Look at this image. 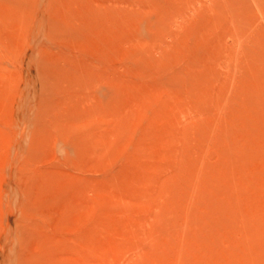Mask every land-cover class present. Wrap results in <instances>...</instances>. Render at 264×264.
I'll return each instance as SVG.
<instances>
[{"label":"rangeland","instance_id":"obj_1","mask_svg":"<svg viewBox=\"0 0 264 264\" xmlns=\"http://www.w3.org/2000/svg\"><path fill=\"white\" fill-rule=\"evenodd\" d=\"M187 1L0 0V264L264 263V0Z\"/></svg>","mask_w":264,"mask_h":264},{"label":"bare ground","instance_id":"obj_2","mask_svg":"<svg viewBox=\"0 0 264 264\" xmlns=\"http://www.w3.org/2000/svg\"><path fill=\"white\" fill-rule=\"evenodd\" d=\"M114 2H115V1H114ZM187 2L190 3L191 0H190V2H189V1H187ZM164 3H165V2H164ZM166 3H167V2H166ZM192 3H193V2H192ZM167 4H168V3H167ZM164 5H165V4H164ZM179 5H180V4H179ZM156 6H157V5H156ZM189 6H190V5H188V7H189ZM263 6H264V5H263ZM149 7H150V6H149ZM188 7H187V8H188ZM156 8H157V7H156ZM185 10H186V8H185ZM140 11H141V10H140ZM148 11H149V10H148ZM158 11H159V10H158ZM143 12H144V11H143ZM183 13H184V12H183ZM147 14H149V13H147ZM49 16H50V15H49ZM177 16H178V15H177ZM145 17H146V16H145ZM152 18H153V17H152ZM179 18H180V17H179ZM146 19H147V18H146ZM49 20H50V18H49ZM178 21H180V20H178ZM51 22H52V21H51ZM233 22L235 23V21H233ZM234 23H233V24H234ZM236 23H237V22H236ZM231 25H232V24H231ZM50 29H51V28H50ZM155 29H156V28H155ZM225 29H226V28H225ZM228 29H229V28H228ZM238 29H239V27H238ZM238 29H237V30H238ZM239 30H240V29H239ZM225 31H226V30H225ZM50 32H51V31H50ZM223 32H224V31H223ZM223 32H222V33H223ZM236 32H237V31H236ZM222 33H221V34H222ZM230 33H231V32H230ZM244 34H245V33H244ZM109 35H110V34H109ZM233 35H234V34H233ZM235 35H236V34H235ZM237 35H238V34H237ZM113 40H114V39H113ZM241 40H242V39H241ZM131 42H132V41H131ZM246 42H247V41H246ZM127 44H128V43H127ZM131 47H132V46H131ZM135 47H136V46H135ZM141 47H142V46H141ZM127 50H128V49H127ZM246 50H247V49H246ZM121 51H122V50H121ZM137 51H138V48H137ZM125 52H127V51H125ZM243 52H244V50H243ZM127 53H129V52H127ZM137 53H138V52H137ZM146 53H147V52H146ZM150 53H151V52H150ZM247 53H248V52H247ZM185 54H186V53H185ZM191 54H192L191 56H193V53H191ZM118 55H119V54H118ZM144 55H145V54H144ZM147 55H148V54H147ZM147 55H146V58H147ZM179 55H180V54H179ZM235 55H236V54H235ZM235 55H234V56H235ZM237 55H238V54H237ZM114 56H115V55H114ZM134 56H135V53H134ZM148 56H149V55H148ZM184 56H185V55H184ZM238 56H239V55H238ZM250 56H251V55H250ZM120 57H121V55H120ZM122 57H123V56H122ZM122 57H121V58H122ZM126 57H127V55L125 56V58H126ZM141 57H142V54H141ZM152 57H153V56H152ZM195 57H196V56H195ZM137 58H139V60H140V57H139V56H138ZM149 58H150V57H149ZM235 58H237V57H235ZM122 59H123V58H122ZM129 59L131 60V58H129ZM129 59H128V57H127V60H129ZM183 59H184V58H183ZM189 59H190V58H188V60H189ZM191 59H193V57H192ZM195 59H196V58H195ZM243 59H244V58H243ZM134 60H135V59H134ZM147 60H148V59H147ZM240 60H241V59H240ZM250 60H251V59H250ZM122 61H123V60H122ZM136 61H137V60H136ZM154 61H155V60H154ZM184 61H185V59H184ZM184 61H183V62H184ZM190 61H191V60H190ZM208 61H209V60H208ZM234 61H235V59H234ZM237 61H238V60H237ZM124 62H125V61H124ZM132 62H133V61L131 60V63H132ZM176 62H177V61H176ZM198 62H199V61H197V64H199ZM201 62H202V61H201ZM247 62H248V61H247ZM134 63H135V61H134ZM134 63H132L133 66H134ZM137 63H140V62L137 61ZM137 63H136V64H137ZM144 63H145V62H144ZM157 63H158V62H157ZM190 63H191V62H190ZM194 63H195V62H194ZM194 63H193V61H192V64H193V65H194ZM240 63H242V62L240 61ZM243 63H244V62H243ZM243 63H242V65H243ZM127 64H128V63H127ZM140 64H141V63H140ZM192 64H190L191 67H192ZM238 64H239V63H238ZM244 64L247 66V63H246V62H245ZM253 64L255 65V63H253ZM242 65H240V66H242ZM245 65H244V66H245ZM123 66H124V65H123ZM130 66H131V64H130ZM145 66H146V65H145ZM181 66H182V64H181ZM186 66L189 67L188 63H186L184 67H186ZM196 66H198V65H196ZM235 66H237V65L232 66V68H233V67L235 68ZM246 66H245V69H246ZM251 66H252V65H251ZM101 67H102V66H101ZM114 67H115V66H114ZM129 68H130V67H129ZM146 68H147V67H146ZM146 68H145V69H146ZM195 68H196V67H195ZM234 68H233V70H234ZM237 68H238V66H237ZM239 68H240V67H239ZM243 68H244V67L242 66V69H243ZM252 68H255V66H253ZM252 68L250 67V69H252ZM185 69L189 70L188 68H185ZM197 69H198V68H197ZM124 70H126V69L124 68ZM138 70H139V69H138ZM182 70H183V69H182ZM233 70H232V71H233ZM253 70H254V69H253ZM128 71H129V70H127V72H128ZM136 71H137V70H136ZM215 71H216V70H215ZM234 71H236V70H234ZM240 71H242V70H240ZM249 71H251V70H249ZM249 71H248L247 74H249ZM255 71H257V68H256ZM123 72H124V71H123ZM237 72H238V71H237ZM243 72H244V71H243ZM243 72H242V73H243ZM251 72H252V71H251ZM128 73H129V72H128ZM238 73H239V72H238ZM255 73H256V72H255ZM177 74H178V73H177ZM240 74H241V73H240ZM240 74H239V76H240ZM250 74H253V73H250ZM132 75H134V74H132ZM138 75H139V74H138ZM141 75H142V74H141ZM199 75H200V74H199ZM239 76H238V77H239ZM245 76H246V75H245ZM255 76H257V74H256ZM255 76H254V77H255ZM132 77L134 78L135 75L132 76ZM138 77H139V76H138ZM238 77H237V79H238V80H241V77H240V78H238ZM246 77H248V76H246ZM246 77H245V78H246ZM140 78H141V77H140ZM242 78H244V76H243ZM245 78H244V79H245ZM251 78H252V76H251ZM259 78H261V77H259ZM138 79H139V78H138ZM169 79H170V78H169ZM176 79H177V78H176ZM182 79H183V78H182ZM182 79H181V80H182ZM192 79H193V78H192ZM244 79H242L243 82H241V84L246 82V81H244ZM252 79H253V78H252ZM238 80H237V81H238ZM247 81H248V80H247ZM253 81H254V80H253ZM253 81L251 80V83H252ZM261 81H262V80H261ZM174 82H175V81H174ZM233 82H234V81H233ZM258 82H259V81H258ZM197 83H198V82H197ZM205 83H206V82H205ZM220 83L222 84V82H220ZM239 83H240V81L238 82V84H239ZM247 83H248V82H246L245 85H244V84H243V85L246 86ZM256 83H257V82H256ZM133 84H134V83H133ZM167 84H168V83H167ZM199 84H200V83H199ZM199 84H198V85H199ZM202 84H203V83H202ZM224 84H225V83H224ZM224 84H223L222 86H224ZM249 84H250V83H249ZM252 84H253V83H252ZM261 84H262V82L260 83V85H261ZM135 85H136V84H135ZM140 85H141V84H140ZM146 85H147V84H146ZM173 85H174V84H173ZM254 85H255V83H254ZM131 86H132V85H130V87H131ZM155 86H156V85H155ZM196 86H197V85H196ZM208 86H209V85H208ZM208 86H206V88H207ZM235 86H236V84H235ZM247 86H248V85H247ZM115 87H116V86H115ZM136 87H137V86H136ZM164 87H165V86H164ZM198 87H199V86H198ZM218 87H219V86H218ZM228 87H231V85H230V86L228 85ZM228 87H227V88H228ZM239 87H240V89H241L242 86L237 85V87H234L236 92H235V91H234V93H231V92H230V95L232 94L233 96L231 95V96H232V99L230 98L231 102H229L230 100H229V101L227 100V104H226V106L229 104V107H230V103H234V101H235L234 99H235V97H236L237 95L240 97V95H241L240 92L242 91L243 87H242L241 90H239ZM249 87H250V86H248V88H249ZM256 87H257V86H256ZM261 87H262V86H261ZM261 87H259V88L261 89ZM127 88H129V87H127ZM131 88H132V87H131ZM171 88H172V87H171ZM216 88H217V87H216ZM222 88H223V87H222ZM227 88H226V89L223 88L224 91L226 90V91H225V94H224V92L222 91V89H219V91L221 90V93H222V92H223V93H222V94L220 93L221 96L219 95L220 97L218 96L219 98H218V99H215L216 101L219 100V101L221 102V100H220L221 97H223L224 99H226L227 94H229V93H228V89H229V88H228V89H227ZM136 89H138V88H136ZM161 89H162V88H161ZM204 89H205V87H204ZM231 89H232V88H231ZM236 89H238V90H236ZM172 90H173V89H172ZM252 90H253V89H252ZM256 90H257V89H256ZM256 90H255V92H256ZM136 91H137V90H136ZM140 91H141V90H140ZM158 91H159V89H158ZM169 91H171V90H169ZM214 91H217V89L214 90ZM243 91H244V90H243ZM243 91H242V92H243ZM250 91H251V90H250ZM257 91H258V90H257ZM177 92H178V91H177ZM135 93H136V92H135ZM203 93H204V92H203ZM203 93H202V94H203ZM226 93H227V94H226ZM236 93H237V95L235 96ZM238 93H239V94H238ZM257 93H258V92H257ZM263 93H264V92H263ZM172 94H173V93H172ZM178 94H179V92H178ZM208 94H209V93H208ZM255 94H256V93H255ZM255 94H253V95L250 94V95H251V97H254ZM165 95H168V94H165ZM189 95H190V94H189ZM212 95H213V94H212ZM215 95H218V91H217V93H216ZM223 95H225V97H224ZM257 95H258V94H257ZM162 96H163V95H162ZM194 96H195V95H194ZM244 96H245V95H244ZM258 96H259V95H258ZM261 96H262V94H261ZM172 97H174V96H172ZM198 97H199V96H198ZM198 97H197V98H198ZM212 97H213V96H212ZM228 97H229V95H228ZM233 97H234V98H233ZM164 98H166V97H164ZM186 98H187V97H186ZM190 98H191V97H190ZM193 98H194V97H193ZM206 98H207V97H206ZM214 98H216V97H214ZM241 98H242V97H241ZM261 98H262V97H260V99H261ZM179 99H180V98H179ZM179 99H178V100H179ZM182 99H183V98H182ZM188 99H189V98H188ZM221 99H222V98H221ZM224 99L222 100V102L224 101ZM193 100H194V99H193ZM232 100H233V102H232ZM241 100H242V99H241ZM256 100H257V98H255V100H253V102L256 101ZM262 100H263V99H262ZM195 101H196V100H195ZM195 101H194V102H195ZM203 101H204V100H203ZM175 102H176V101H175ZM214 102H215V101H214ZM222 102H221V104H218L219 102L217 103V104L219 105V107H218L217 109H220V108H221V112L223 111V114H224V113H227L228 115H230L229 113H231L232 116H233V113H232V112H233V109L231 110V109H229V107H227V108H223L222 104H223V103L225 104L226 101H224L223 103H222ZM236 102H237V101H235V103H236ZM235 103H234V104H235ZM258 103H259V102H258ZM198 104H199V103H198ZM209 104H210V103H209ZM245 104H246V103H245ZM220 105H221V107H220ZM231 105H232V104H231ZM235 105H236V104H235ZM241 105H243L242 102H241ZM236 106H237V107L239 106L238 103H237ZM236 106H235V107H236ZM224 107H225V105H224ZM231 107H232V106H231ZM231 107H230V108H231ZM239 107L242 108L243 106H239ZM239 107H238V109H239ZM222 109H223V110H222ZM224 109H228L227 112H226V110H224ZM235 109H236V108H235ZM243 109H245V108H243ZM229 110H231L232 112L230 111V112L228 113ZM255 110H256V109H255ZM239 111H242V109L239 110ZM218 112H219V111H218ZM247 112H248V111H247ZM225 115H226V114H225ZM226 116H227V115H226ZM230 116H231V115H230ZM260 116H261V115H260ZM224 117H225V116L222 115V117H221L220 120H221V121H222V120H223V121H224V120H227V119H225ZM227 117H229V116H227ZM219 118H220V116H219ZM219 118H218V119H219ZM234 118H235V117H234ZM244 118H245V117H244ZM244 120H245V119H244ZM227 121L229 122V126H230V122H231V121H229V118H228ZM228 122H225V123H228ZM241 122H242V121H241ZM245 122H246V121H245ZM256 123H257V122H256ZM231 124H232V122H231ZM243 124H244V122H243ZM246 124H247V123H246ZM241 125H242V124H241ZM237 126H238V125H237ZM245 126H246V125H245ZM242 127H244V125H243ZM248 127H249V125H248ZM248 127H244V129L247 128L246 130L248 131ZM257 127H258V126H257ZM257 127H256V130L259 129V128H257ZM238 128H239V127H238ZM240 129H241V127H240ZM244 129H242V131H243ZM246 130L244 131V133L246 132ZM249 130H250V129H249ZM252 130H253V129H252ZM252 130H251V131H252ZM254 130H255V129H254ZM251 131H248V132H251ZM238 132H240V130H239ZM256 132H257V131H256ZM258 132H260V131L258 130ZM261 132H262V131H261ZM235 133H237V132L235 131ZM235 133H234V134H235ZM246 133H247V132H246ZM254 133H255V132H254ZM254 133H253V134H254ZM229 134H230V136H231V134H233V133H229ZM241 134H243V132H241ZM241 134H238V135H240V137H241ZM236 135H237V134H236ZM236 135H235V136H236ZM258 135H259V134H258ZM230 136H228L229 139L231 138ZM242 136L246 137L247 135H244V134H243ZM248 136H249V135H248ZM248 136H247L246 138H248ZM253 136H254V135H251V137H253ZM259 136H260V135H259ZM228 137H227V138H228ZM238 137H239V136H238ZM251 137H250V141L252 140ZM254 137H256V134H255ZM233 138H234V137H233ZM246 138H245V139H246ZM231 139H232V138H231ZM243 139H244V138L241 137L240 140L243 141ZM245 139H244V140H245ZM260 139H262V138H260ZM237 140H239V139H237ZM237 140H236V141H237ZM262 140H264V138H263ZM236 141H233V142L235 143ZM241 141H240V142H241ZM246 141H247V140H245V142H246ZM250 141L248 142L249 144H247V145H250ZM251 142H254V144H255V142H256V144H257V143L259 142V139H258L257 141L255 140V141H251ZM259 143H262V144H263V142H259ZM241 144H242V142H241ZM237 145H239V144H237ZM240 146H241V145H240ZM243 146H244V145H243ZM251 146H252V145H250V146L248 147V149L251 148ZM259 146H260V145H259ZM263 146H264V145H263ZM260 147H261V146H260ZM260 147H259V149H260ZM243 148H244V147H243ZM249 150H250V149H249ZM261 150H262V149H261ZM103 151H104V150H103ZM242 152H243V151H242ZM245 152H246V150L244 151V153H245ZM246 153H248V152H246ZM242 154H243V153H242ZM240 155H241V154H240ZM246 155H247V154H246ZM246 155H245V157H247ZM241 156H242V155H241ZM241 158H242V157H241ZM243 158H244V157H243ZM238 160H239V159H237V161H238ZM246 161H247V159H246ZM238 162H239V161H238ZM243 162H244V161H243ZM247 163H248V161H247ZM261 163H262V162H260V164H261ZM240 164H241V163H240ZM240 164H239V165H240ZM248 164H249V163H248ZM250 164H251V163H250ZM250 164H249V165H250ZM262 164H263V163H262ZM237 165H238V164H237ZM239 165H238V166H239ZM242 165H243V164H242ZM257 165H258V164H257ZM245 166H246V165H245ZM251 166H252V164H251ZM260 166H262V165H260ZM235 167H236V166H235ZM242 167H243V168H242ZM242 167L239 166V167H238V170H239V168H242V169L245 168L244 165H243ZM253 167H255V166L253 165ZM255 168H257V167H255ZM255 168H253V169H255ZM236 169H237V167H236ZM245 169H246V168H245ZM245 169H244V171H245ZM247 169H248V168H247ZM253 169H252V171H253ZM255 170H256V169H255ZM237 172H238V171H237ZM239 172H241V170H240ZM247 172H248V170H247ZM241 173H242V172H241ZM249 173H250V172H249ZM245 174H246V173H245ZM245 174H244V175H245ZM250 174L253 175L252 173H250ZM242 175H243V173H242ZM244 175H243V176H244ZM247 175H249V174L247 173L246 176H247ZM234 176H235V175H234ZM121 177H122V176H121ZM249 177H250V175H249ZM234 179H235V178H234ZM250 179H251V178H250ZM236 180H237V178H236ZM236 180H235V181H236ZM239 180H240V179H239ZM253 180H254V179H253ZM233 181H234V180H233ZM235 181H234V182H235ZM245 181H246V180H245ZM185 204H187V203H185ZM182 205H183V204H182ZM181 208H182V207H181ZM178 211H179V210H178ZM184 213H185L184 218L186 217V218H185V223H191V219H190V217H188L189 214L186 212V210H184ZM186 214H187V215H186ZM183 215H184V214H183ZM187 225H188V224H187ZM187 225H185V226H187ZM184 229H185V228H184ZM185 230H186V229H185ZM188 230H189V229H188ZM190 230H191V229H190ZM190 230H189L187 233H189ZM183 234H185V233H182V237H181V239H180V238H179V239L184 243V241L182 240V238H183ZM186 235H187V234H186ZM192 235H193V234H192ZM196 235H197V234H196ZM194 236H195V235H194ZM184 237H185V236H184ZM187 237L189 238V234H188ZM187 237H185V241L188 240ZM197 237H198V236H197ZM197 237H196V238H197ZM186 238H187V240H186ZM190 238H192V237H190ZM190 238H189V239H190ZM196 238H195V240H196ZM197 239H198V238H197ZM192 242H193V241H192ZM192 242H189V243H192ZM178 243H180V242H178ZM179 245H180V244H179ZM179 245L177 246L176 249H178V247H179V249H181V251H182V253H183V255H184V252H183V251L187 250L186 248H188V245H190V244L186 245V243H185L184 245H182V246H184V247L187 246V247L185 248V250H183V247H182L181 245H180V246H181V248H180ZM252 245H253V244H252ZM253 246H254V245H253ZM191 247H192V246H191ZM247 247H248V246H247ZM251 248L253 249V247H251ZM254 248H256V247H254ZM261 248H263V247H261ZM176 249H175V250H176ZM179 249H178L177 251H179ZM191 249H192V248H191ZM250 250H251V249H250ZM250 250H249L248 248H246L245 253H247V254H251V255L253 254V256H255L256 258L259 259V263L262 264L261 262L263 261V260H262L263 255H260V252L263 251V250H261V251L259 252V255H258V256H256V254L252 253L254 250H253L252 252H250ZM256 250H258V249H256ZM188 251H189V250H187V252H188ZM192 251H193V250H192ZM175 252H176V251H175ZM189 253H192V252L189 251ZM178 254H180V253H178ZM185 254H186V253H185ZM188 255H189V254H188ZM204 255H205V254H204ZM210 255H211V254H210ZM251 255H250V256H251ZM177 256H178V258L180 257V255H177ZM184 256H185V255H184ZM246 256L249 258L248 255H246ZM246 256H245V257H246ZM181 257H182V255H181ZM188 257H189V256H188ZM259 257H261V258H259ZM185 258L187 259V255H186ZM185 258H184V260H185ZM189 258H190V257H189ZM189 258H188L187 260H189ZM195 258H196V257H195ZM195 258H193V259L195 260ZM248 258H247V259H248ZM250 258H251V257H250ZM197 259H198V258H197ZM252 259L256 260L254 257H252ZM252 259H251V260H252ZM182 260H183V258H182ZM182 260H181V261H182ZM249 260H250V259H249ZM195 261H196V260H195ZM257 261H258V260H257ZM257 261H254V262H257ZM182 262H185V261H182ZM189 262H191V261L189 260ZM193 262H194V261H193ZM210 262H211V261H209V263H210ZM251 263H252V261H251ZM257 263H258V262H257ZM257 263H253V264H257ZM184 264H186V263H184ZM192 264H194V263H192ZM196 264H197V262H196ZM263 264H264V263H263Z\"/></svg>","mask_w":264,"mask_h":264}]
</instances>
